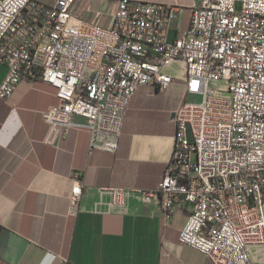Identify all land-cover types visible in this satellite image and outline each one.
<instances>
[{"label": "built area", "instance_id": "built-area-1", "mask_svg": "<svg viewBox=\"0 0 264 264\" xmlns=\"http://www.w3.org/2000/svg\"><path fill=\"white\" fill-rule=\"evenodd\" d=\"M74 1L0 0V98L23 78L44 80L59 98L43 112L45 142L84 129L89 152L114 153L137 89L166 90L178 63L196 99L174 112L176 142L161 181L137 192L157 200L165 219L189 206L179 240L213 264H256L253 252H264V0H201L173 40L179 6L116 0L112 26L101 27L74 18ZM74 175L72 214L83 195ZM112 193L123 202L121 188Z\"/></svg>", "mask_w": 264, "mask_h": 264}, {"label": "crops", "instance_id": "crops-1", "mask_svg": "<svg viewBox=\"0 0 264 264\" xmlns=\"http://www.w3.org/2000/svg\"><path fill=\"white\" fill-rule=\"evenodd\" d=\"M52 4L54 0H40ZM180 7L171 21L173 40L190 24L201 0H146ZM116 0H75L74 18L110 27ZM0 66V83L6 73ZM166 90L142 85L127 110L116 152H89L90 134L72 129L56 145L45 142L43 112L57 105L56 88L23 78L0 98V264H213L180 242L190 207L178 206L168 219L157 200L144 202L137 190L156 187L172 157L175 110L186 100L183 68ZM80 175L83 195L70 212V193ZM123 190V202L112 190ZM254 251L256 249H253ZM264 252L253 259L264 264Z\"/></svg>", "mask_w": 264, "mask_h": 264}, {"label": "rangeland", "instance_id": "rangeland-1", "mask_svg": "<svg viewBox=\"0 0 264 264\" xmlns=\"http://www.w3.org/2000/svg\"><path fill=\"white\" fill-rule=\"evenodd\" d=\"M238 8H240V4H238ZM188 135L192 139V134H191L190 130H188ZM260 257H261V259H264V258H262V256H260ZM258 264H262L261 261H260V263L258 262Z\"/></svg>", "mask_w": 264, "mask_h": 264}]
</instances>
